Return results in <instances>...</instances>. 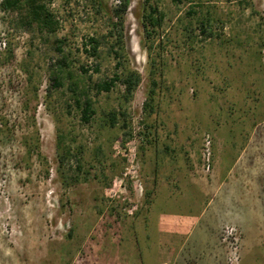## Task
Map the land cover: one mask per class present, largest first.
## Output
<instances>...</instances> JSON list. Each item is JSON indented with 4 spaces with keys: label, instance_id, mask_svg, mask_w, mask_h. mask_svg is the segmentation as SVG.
<instances>
[{
    "label": "rangeland",
    "instance_id": "rangeland-1",
    "mask_svg": "<svg viewBox=\"0 0 264 264\" xmlns=\"http://www.w3.org/2000/svg\"><path fill=\"white\" fill-rule=\"evenodd\" d=\"M201 1L152 0L166 65L149 115L145 0H130L143 81L130 103L120 86L94 97L91 123L68 83L52 87L55 40L94 65L82 44L109 33L119 0H49L54 34L0 6V264H264V0H204L222 22L191 48L181 21ZM112 70L106 60L93 81ZM112 110L116 128L103 121ZM59 135L73 152L62 169Z\"/></svg>",
    "mask_w": 264,
    "mask_h": 264
},
{
    "label": "trees",
    "instance_id": "trees-1",
    "mask_svg": "<svg viewBox=\"0 0 264 264\" xmlns=\"http://www.w3.org/2000/svg\"><path fill=\"white\" fill-rule=\"evenodd\" d=\"M236 1L245 2L250 5L248 0ZM48 2L49 0H2L0 6L4 12H18L20 14L18 24L24 27H36L41 32L45 31L54 34L58 30L59 22L56 16L50 11ZM173 2L179 5L183 0H173ZM129 6L130 0H119L118 4L111 11L109 33L100 37H89L86 42H83L81 52L87 59L95 60L92 66L86 64L76 66L73 57L74 53L68 49L67 40H55L57 57L51 66L52 87L59 89L65 87L68 83V88L72 92V100L81 112L82 119L85 123H91L94 116L98 113L95 108L94 97L102 93L109 94L120 86L123 88L122 99L125 103H130L143 81L141 74L132 66L129 36L125 29V19ZM205 6L206 3L204 0L196 6L192 5L187 12L188 18L184 22L181 21L182 38L185 43L187 41L188 47L194 48L200 39L202 41L214 39V28L218 23L222 22L221 18L211 13L210 10L204 11ZM105 11H109V9ZM142 19L145 37L143 47L148 53L151 64L149 78L150 90L144 110L146 114L152 115L156 110L157 91L160 88V79L163 75L162 68L166 65L164 61H160L166 47L163 39H161V29L164 26L166 14L160 12L157 6L152 3V0H145ZM203 36L205 40L201 38ZM104 45L109 47L106 58H103L101 49ZM106 60H109L113 65L112 74L94 82V75H101L103 63ZM118 115L117 110L106 112L103 120L106 123L105 125L110 128H116L118 125ZM123 115L125 116V113ZM126 126L124 124V127ZM126 135L128 138H132L131 134ZM58 139L57 149L58 155L61 158L60 163L62 164L59 166V169H62L66 159L69 160L73 152L67 146L63 135H59ZM35 153L41 157L38 147ZM80 154L81 152H79V157ZM79 157L75 156L77 162L76 167L81 171L84 166ZM85 180L87 181L88 178H85Z\"/></svg>",
    "mask_w": 264,
    "mask_h": 264
}]
</instances>
